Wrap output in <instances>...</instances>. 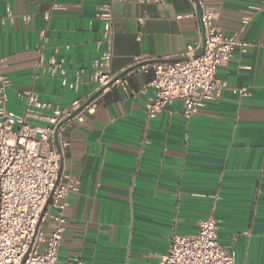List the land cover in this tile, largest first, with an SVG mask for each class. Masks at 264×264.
<instances>
[{
    "label": "crops",
    "instance_id": "obj_1",
    "mask_svg": "<svg viewBox=\"0 0 264 264\" xmlns=\"http://www.w3.org/2000/svg\"><path fill=\"white\" fill-rule=\"evenodd\" d=\"M204 1L247 47L219 68L221 88L190 120L180 101L149 118L153 75L134 73L127 90L104 92L96 112L68 131L62 170L79 190L67 199L61 263L157 264L173 233L197 234L212 218L235 264H264V0ZM105 2L0 0V95L9 112L24 115L21 95L33 90L50 109L29 120L46 127L53 110L93 92L92 64L107 49L96 17ZM113 15V73L200 41L189 0H120ZM61 70L71 82L85 72L77 91Z\"/></svg>",
    "mask_w": 264,
    "mask_h": 264
},
{
    "label": "built area",
    "instance_id": "obj_2",
    "mask_svg": "<svg viewBox=\"0 0 264 264\" xmlns=\"http://www.w3.org/2000/svg\"><path fill=\"white\" fill-rule=\"evenodd\" d=\"M117 1L106 0L98 8L96 17L103 24L101 33L107 49L92 64L96 86L87 98L75 100L70 109L53 110L49 126L41 127L29 119L50 106L42 104L33 90L21 95L27 98L24 115L9 112L6 95H0V264H82L61 263L59 257L67 223V199L79 190L62 170V158L70 145L65 135L96 112L104 92L117 86L127 90L131 74H152L154 92L145 105L147 116L153 118L180 101L185 118L190 120L221 88L216 78L219 68L230 62L237 47H247L238 35L230 36L217 26L214 11L204 0H189L195 13L200 14V41L177 57L137 60L133 64L138 66L136 69L117 79L120 74L110 70L113 4ZM248 23L245 18L242 30ZM204 39V52L198 56ZM51 69L60 68L53 64ZM61 72L66 75L64 70ZM84 76L85 72L80 71L74 82L65 76L62 83L77 91ZM102 89L99 97L73 116ZM218 231V221L210 218L200 223L197 234L173 233L168 252L157 264H235V253L221 245Z\"/></svg>",
    "mask_w": 264,
    "mask_h": 264
},
{
    "label": "water",
    "instance_id": "obj_3",
    "mask_svg": "<svg viewBox=\"0 0 264 264\" xmlns=\"http://www.w3.org/2000/svg\"><path fill=\"white\" fill-rule=\"evenodd\" d=\"M204 48H205V39L203 40L202 52H201L198 56L202 55V53L204 52ZM172 61H177V60L173 59ZM137 67H138V66H133V67L128 68L126 71H124L123 73H121V74L118 76L117 79L122 78V77H124L125 75L131 73V72H132L134 69H136ZM104 90H105V89H102L101 91H99L98 93H96L94 96H92V98H90V100H89L86 104H84L79 110H77V111L73 114V116H75V115H77L78 113H80V112L83 110V108H84L88 103H90L91 101H93L94 99H96L97 97H99V96L104 92ZM56 141L58 142V138H56Z\"/></svg>",
    "mask_w": 264,
    "mask_h": 264
}]
</instances>
